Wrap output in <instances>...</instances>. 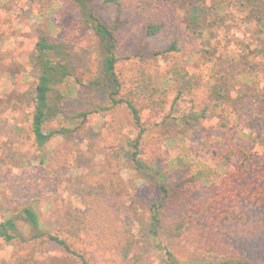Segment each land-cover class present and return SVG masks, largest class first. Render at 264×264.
Segmentation results:
<instances>
[{
    "label": "rangeland",
    "instance_id": "obj_1",
    "mask_svg": "<svg viewBox=\"0 0 264 264\" xmlns=\"http://www.w3.org/2000/svg\"><path fill=\"white\" fill-rule=\"evenodd\" d=\"M86 1L91 4L95 16L114 33L115 55L119 59L116 73L123 82L120 94L133 87L143 69L160 82L170 63L189 61L188 69L195 74L194 80L186 81L179 88L182 94L175 103L176 89H169L167 109L173 106L175 124L152 125L160 123L162 117L154 118L147 110L142 113L146 131L140 144L141 156L166 173L169 186L189 181L190 168L169 163L165 158L178 152L176 147L164 144L166 134H176L178 142L183 138L192 155L211 168L217 164L218 154L214 151L230 142L236 146V154L227 164L226 175L246 158L248 167L255 165L254 173L264 178V54L257 55L253 50L264 45V0H257L258 9H255L262 24L248 20L250 6L244 0H224L231 4L223 19H219L217 35L210 36L205 46L210 54L205 56L194 53L193 44L188 42L182 26L188 19L195 20V13L202 14L201 7L195 9L197 4L193 0H120V7L103 0ZM150 25L160 26L159 32L149 35ZM258 29L263 31L260 42ZM39 38L60 45L61 57L70 72L68 79L54 85L50 93L53 115L45 129L72 127L79 123L75 116L86 111L85 127L93 129V134L99 137L101 150L106 153L98 155L79 172L74 166H67L66 158L60 157V153L67 150L73 157L77 145L83 148L81 143H75L76 146L69 150L62 138L52 139L41 152L47 155L54 151L51 156L56 159H46V164L39 166L33 158L35 145L23 122L22 111L13 112L3 106L9 100L6 96L9 91L22 86L19 80L22 70L25 82L34 78L33 64ZM94 43L89 27L83 23L72 0H0V46L11 53L9 60L0 67V220L10 210L19 222L22 235L29 237L30 228L22 221L21 211L30 207L36 212L42 229L55 233L66 213L85 212L79 196L83 184L102 182L109 185L105 179L113 174L116 176L114 182L126 192L123 194L125 208L117 213L119 226L128 225L137 238L145 239L132 248L129 261L124 263L122 253L110 248L113 243L107 238L115 239L112 228L103 232L95 227L91 231V238L102 244L98 248L96 243L88 246L87 236L81 235L78 239L62 234L77 251L85 252L89 264H132L140 256L142 263L148 264H219L225 260L264 264V190L261 189L249 193V215L244 222L212 220L206 212H201L195 231L179 244H160L149 237L151 219L144 205L149 202L146 181L140 180L127 155L130 151L128 140L139 129L134 127L131 114L122 104L107 111H94L96 107L109 106L107 95L112 87L104 82L100 70L102 52L95 50ZM172 43H176L178 51L168 53V61L162 56L153 57L156 52L166 51ZM247 46H251L249 50ZM226 55L229 60L225 59ZM7 68L17 77V84L12 85L5 77ZM247 70H252L248 78L241 74ZM226 71L232 73V81L235 79V98L214 117L200 120L197 115L211 104L208 83ZM221 122L228 124L226 130L217 129ZM16 124H24V130L18 135L13 133ZM115 150L120 151V164L115 166L116 162L112 161L109 165L107 153ZM12 151L25 153L24 160L11 156L15 155ZM78 173L82 181L76 178ZM221 178L216 172L212 183L219 186ZM208 199L209 192L198 196L202 209ZM27 247L20 242L6 244L0 240V264H30L25 263L29 258ZM55 250L52 244L46 245L43 255L48 258ZM41 253L37 256L38 264L45 257L40 256ZM45 262L55 264L56 261L48 258ZM79 264L82 263L79 261Z\"/></svg>",
    "mask_w": 264,
    "mask_h": 264
},
{
    "label": "trees",
    "instance_id": "obj_2",
    "mask_svg": "<svg viewBox=\"0 0 264 264\" xmlns=\"http://www.w3.org/2000/svg\"><path fill=\"white\" fill-rule=\"evenodd\" d=\"M77 9L83 23L89 27L96 51L102 52V59L100 62V70L106 81L111 84L108 91L109 106H99L94 111H107L116 106L124 105L131 114L134 127L139 129L136 135L128 140V161L138 171L140 180L146 181V190L148 192L147 199L149 202L144 204L150 214V229L148 230L149 237L159 242L160 244L174 245L186 240L196 229L197 221L201 212H206L212 220L229 222V221H245L248 218L249 210L248 202L251 200L250 192L252 190H264V178L261 174L254 173L256 166L251 168L247 165L246 158L243 159L240 165L233 167L231 173L226 175L227 164H230L232 157L236 154V146L232 143H226L223 147L217 148L214 152L218 154L217 164L215 168H211L208 164L202 161L198 156L192 155L189 147L186 145L183 138L176 139V134L164 137V144L171 145L178 149L176 155L165 156L169 163H177L184 167L190 168L189 181L186 183L171 187L168 185L166 173L162 172L155 163L146 162L141 156L140 144L143 134L146 129L142 123V113L144 110L149 111L154 118H161L160 123L153 122L152 125H166L175 124L174 115H172L173 106L167 109V99L169 96V89L175 87L177 96L174 103L178 100L182 91L184 83L195 79V74L190 73L188 67L189 61H173L170 67L166 70L161 81L150 75L144 69L140 73V77L133 87L125 94H120L123 82L116 73V66L119 59L115 55L116 39L112 30L108 29L106 25L100 21L94 14L91 4L86 0H72ZM202 9V14L193 15L195 20L188 19L187 22H182L183 30L186 34L188 42L192 43L194 53L200 55L210 54L205 48L210 36L218 32L219 19L227 14L231 2L224 0H193ZM230 1V0H229ZM104 3H111L117 7L121 6L120 0H103ZM244 3L249 4L248 14L253 22H261L262 19L256 16L258 9L257 0H244ZM195 12V11H194ZM262 24V23H259ZM160 26L150 25L147 29L149 35H155L159 32ZM262 29L257 30V38L260 42V34ZM258 42V43H259ZM263 42H261L262 44ZM264 44V43H263ZM200 46V47H199ZM247 46L246 49H250ZM253 49L257 55L264 54V45L261 48ZM178 51L176 43H172L166 51H159L154 54V58L162 56L165 60H169L168 53ZM213 52V51H212ZM11 53L7 50L3 51L0 46V67H2L7 60H9ZM226 55L225 59H228ZM239 56H232L237 58ZM34 78L25 82L22 70V86L19 90L12 88L6 95L9 100L3 106L10 111L23 113V122L28 126L30 136H32L35 151L33 158L35 163L38 161L39 166H44L46 159H53L51 155L54 151H50L44 155L41 150L46 144L54 138H62L69 145V150L73 148L75 143H81L83 148L80 149L77 145V152L71 157L67 150L60 153V157H65L67 166H74L78 172L83 167L92 164L98 155H103V151L99 146V137L93 134L91 127H85L88 118L86 111L78 113L75 118L79 123L70 126H61L54 130L45 129L47 121L53 115L52 107L50 105V93L54 85L61 83L64 79L70 76L67 65L63 62L61 57V50L59 44L46 42L39 38L36 43L35 61L33 64ZM8 70V68L6 69ZM5 77L11 80L12 85L17 84V77L14 73H10V69L6 71ZM252 70L242 72L248 78ZM232 73L226 71V74L213 78L208 83V94L211 98L209 107L204 108L198 118H212L219 109H226L225 106L230 104L234 97V92L237 90V85L230 78ZM24 80V81H23ZM193 92V90H191ZM93 112V111H91ZM162 115V116H161ZM220 115H218L219 118ZM222 117V116H220ZM24 124L14 126V134H20L24 130ZM168 124V125H167ZM228 124L221 122L219 128L226 130ZM214 128V127H212ZM67 147V146H66ZM172 147V148H173ZM18 158L24 160L25 153L12 151ZM72 152V151H71ZM106 154V153H104ZM126 155V156H127ZM56 158H54L55 160ZM107 161L109 165L111 162H116L115 166L120 164V151L115 150L107 153ZM27 162V161H26ZM25 162V163H26ZM46 164V163H45ZM34 169L36 167H33ZM220 173L222 178L219 186L212 183L215 174ZM76 177L82 181V175ZM111 174L105 183L95 182L94 184H83L82 189L79 190L80 199L83 202L85 212L70 211L66 213L62 224L57 228L55 233H50L42 229L36 212L30 207H24L21 211L22 221L30 228V236L24 237L20 231V226L17 218L10 210H5L0 220V240L6 244L12 242H20L27 247V254L29 258L25 263L35 264L39 263L37 256L41 253L42 257L40 264H49L45 262L46 259L56 261L55 264H89L85 259V252L83 253L69 242L67 237L62 234L70 235L73 238L81 239V235L87 236L88 246L96 243V248L101 247L98 240L91 238V231L96 228L105 232L111 229L113 239L107 238L112 244L110 248L118 253H122L123 262L129 261V254L134 246L140 244V240L145 238H137L132 228L128 225H121L120 218L117 213L124 209L123 194H126L125 188H119L116 184L115 178ZM209 192V198L206 202L205 209H202V203L198 201V196L202 193ZM196 198V199H195ZM258 198L261 197L258 195ZM263 200V199H262ZM239 223V222H238ZM114 229V230H113ZM104 234V233H103ZM106 237V235H104ZM52 244L56 247L54 254L46 258L44 246ZM109 248V247H108ZM109 248V249H110ZM44 252V253H43ZM142 256L132 261V264H148L142 263ZM79 260V261H78ZM30 263V264H31ZM52 264V263H51ZM219 264H252L247 261H222Z\"/></svg>",
    "mask_w": 264,
    "mask_h": 264
}]
</instances>
